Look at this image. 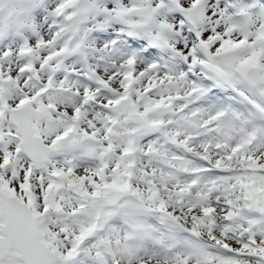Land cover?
<instances>
[{
  "label": "snow or ice",
  "instance_id": "1",
  "mask_svg": "<svg viewBox=\"0 0 264 264\" xmlns=\"http://www.w3.org/2000/svg\"><path fill=\"white\" fill-rule=\"evenodd\" d=\"M0 264H264V0H0Z\"/></svg>",
  "mask_w": 264,
  "mask_h": 264
}]
</instances>
